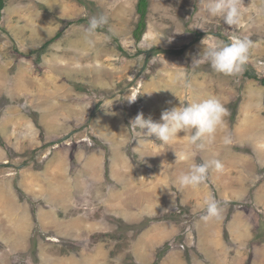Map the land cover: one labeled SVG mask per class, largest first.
<instances>
[{
	"label": "rangeland",
	"instance_id": "1",
	"mask_svg": "<svg viewBox=\"0 0 264 264\" xmlns=\"http://www.w3.org/2000/svg\"><path fill=\"white\" fill-rule=\"evenodd\" d=\"M4 3L0 264H264V0H240L235 26L207 0H147L139 31L138 0ZM99 15L108 22L91 47L85 28ZM244 36L241 72L191 66L208 43ZM180 73L190 88L174 83ZM210 96L228 115L203 149L183 131L167 145L131 140L138 113L159 121ZM186 150L223 170L181 187ZM208 196L220 213L204 220Z\"/></svg>",
	"mask_w": 264,
	"mask_h": 264
},
{
	"label": "clouds",
	"instance_id": "2",
	"mask_svg": "<svg viewBox=\"0 0 264 264\" xmlns=\"http://www.w3.org/2000/svg\"><path fill=\"white\" fill-rule=\"evenodd\" d=\"M204 11L212 16L219 17L229 26H235L241 23L240 0H207L204 4ZM108 22L105 15L93 16L85 28V41L91 47L95 42L91 38L97 29ZM202 29V28H201ZM160 39V38H159ZM252 46L250 37L234 38L231 42H210L204 46L203 54L192 59L193 67H199L203 63L210 64L211 68L220 74L232 75L242 71L249 58V49ZM174 83L184 88H190L186 75L183 73L175 77ZM158 91V90H154ZM137 95L128 99L129 103L136 100ZM228 115V110L219 99L210 96L199 101L192 100L174 106L162 111L160 120L154 121L151 116L145 118L143 113H138L129 124L134 130L135 136L131 139H149L155 137L156 140L167 145L174 142L178 133H190L188 135V144L195 145L200 149L205 147L206 143H212L215 140V133L218 128L224 126V117ZM225 144L231 142L230 137L225 136ZM195 152L186 150L180 156L181 160H192L187 171L181 172L177 177L178 184L181 187H197L204 183L207 178L209 168H215L216 171L223 170V164L218 159L208 160L204 163H195ZM168 188L167 186H163ZM206 215L202 217L208 220L217 217L220 213L218 202L208 196L204 200Z\"/></svg>",
	"mask_w": 264,
	"mask_h": 264
},
{
	"label": "trees",
	"instance_id": "3",
	"mask_svg": "<svg viewBox=\"0 0 264 264\" xmlns=\"http://www.w3.org/2000/svg\"><path fill=\"white\" fill-rule=\"evenodd\" d=\"M4 5H5L4 0H0V12L3 9ZM146 5H147V0H138V3H137L136 7H137V10L140 13L141 17H140L138 26L136 28V31H139L143 27V23H144L143 16L145 15ZM169 52L178 55V54H180L182 52V50H170ZM246 75L249 78H254V79L259 80V78L257 77V74L254 71L246 72ZM263 82H264V80H263Z\"/></svg>",
	"mask_w": 264,
	"mask_h": 264
}]
</instances>
